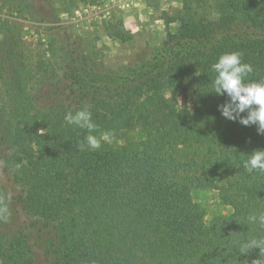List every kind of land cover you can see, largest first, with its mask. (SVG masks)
<instances>
[{
    "label": "trees",
    "instance_id": "obj_1",
    "mask_svg": "<svg viewBox=\"0 0 264 264\" xmlns=\"http://www.w3.org/2000/svg\"><path fill=\"white\" fill-rule=\"evenodd\" d=\"M77 1L43 0L66 10ZM36 2L11 6L21 12ZM179 21L182 32L169 34L160 55L137 69L115 70L97 49L67 45L54 58L52 49L35 55L0 41V198L9 209L0 214V264L260 259L259 249L237 250L240 234L258 232L246 217L264 211V172L243 167L264 149V135L217 110L227 97L212 93L211 65L239 51L254 69L247 81L264 79V1L225 0L218 19ZM106 30L128 39L122 22ZM85 106L98 125L92 134L112 133L98 150H81L89 133L64 119ZM202 189L215 191L231 213L207 222L193 200Z\"/></svg>",
    "mask_w": 264,
    "mask_h": 264
},
{
    "label": "rangeland",
    "instance_id": "obj_2",
    "mask_svg": "<svg viewBox=\"0 0 264 264\" xmlns=\"http://www.w3.org/2000/svg\"><path fill=\"white\" fill-rule=\"evenodd\" d=\"M224 1L78 0L66 10L62 4L48 8L43 0H38L35 9L17 12L11 6V0H0V41L15 43L16 48L12 49H33L35 55L52 49L54 58L55 54L59 56L63 47L68 49L67 45L70 49L86 53L97 49L101 51L100 59L113 69H137L160 55L169 34L182 32L179 19L190 18L196 22L205 17L218 19ZM169 19L171 23H167ZM118 22H122L128 32L125 42L107 35L106 27ZM6 49L11 48L7 46ZM163 94L167 98L172 95L167 88ZM192 100V92H189L187 103L190 108ZM175 102L181 109L182 97H176ZM193 200L203 210L207 222L231 213V208L220 200L215 191L196 190Z\"/></svg>",
    "mask_w": 264,
    "mask_h": 264
},
{
    "label": "clouds",
    "instance_id": "obj_3",
    "mask_svg": "<svg viewBox=\"0 0 264 264\" xmlns=\"http://www.w3.org/2000/svg\"><path fill=\"white\" fill-rule=\"evenodd\" d=\"M243 53L234 51L221 55L217 62L211 65L215 78L212 80V88L217 96H226L223 104L218 105L217 110L221 115L232 122H239L246 127L256 126L257 133L264 135V79L259 81H247V77L254 71L250 63L243 62ZM68 125L80 129H86L89 133L84 142L80 144L81 150H98L102 142H110L112 133L105 131L98 136V125L93 121V116L88 106L74 113L69 111L65 117ZM243 167L249 172H264V149L253 151L243 161ZM11 194L7 199L11 200ZM9 211L4 199L0 198V214ZM247 225L256 226V236L240 234L243 237L237 253L247 255L250 250L259 249L260 259L252 261V264H264V211L250 214L246 217ZM239 264V262H238ZM247 264V262H245Z\"/></svg>",
    "mask_w": 264,
    "mask_h": 264
},
{
    "label": "built area",
    "instance_id": "obj_4",
    "mask_svg": "<svg viewBox=\"0 0 264 264\" xmlns=\"http://www.w3.org/2000/svg\"><path fill=\"white\" fill-rule=\"evenodd\" d=\"M127 6H129V4H126Z\"/></svg>",
    "mask_w": 264,
    "mask_h": 264
}]
</instances>
